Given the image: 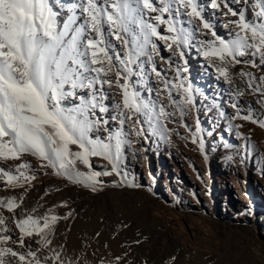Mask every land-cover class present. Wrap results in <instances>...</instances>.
<instances>
[{
    "label": "rangeland",
    "instance_id": "1",
    "mask_svg": "<svg viewBox=\"0 0 264 264\" xmlns=\"http://www.w3.org/2000/svg\"><path fill=\"white\" fill-rule=\"evenodd\" d=\"M226 2L234 11H243L246 19L255 20L256 0ZM153 3L161 6L159 0ZM193 3L200 17L187 16L191 8L163 16L192 33L187 45L172 44L169 49L171 40L153 37L158 53L148 45L146 54L130 65L131 73L121 69L129 91L150 106L144 114H132L131 121L119 115L127 111L116 107L122 105L123 90L115 84L116 69L109 74L113 85H104L109 111L97 110L90 117L108 123L89 135L114 146L109 136L122 132L120 154L117 157L113 147L111 161L95 156L90 157L91 168L76 164L79 172L109 175L99 176L94 184L74 182L31 153L19 159L0 158V168L19 177L10 185L0 173V201H4L0 216L5 221L0 237H11L0 248L23 254L31 250L41 264H264V64L259 55L238 57L240 63H228L230 57L223 63L217 56L206 57L205 51L212 47L209 42L215 41L211 33L226 41L234 39L239 29L233 21L239 17L232 16L222 0H217L218 8L211 7V0ZM69 14L58 15L62 24ZM159 14L149 12L144 19L157 25L161 35H174L167 24L152 19ZM76 22L73 27L83 19ZM205 22L209 29L203 28ZM105 35L109 54L119 52L123 58L128 49L109 34L106 25ZM113 63L121 67L115 57ZM221 67L227 68L228 78L218 71ZM173 85H190L192 103H185L187 94ZM77 95L86 93L77 90ZM62 103L72 107L79 100L68 98ZM161 107L169 115L157 120ZM119 119H125L123 126ZM140 128L143 133L137 135ZM70 148L79 150L75 145ZM22 164L28 167L19 168ZM21 172L27 179L20 177ZM10 199L18 205L12 211L6 206ZM29 215L41 226L43 217H49L44 236L50 244L34 232L24 236V246L20 245L17 221ZM0 258L5 264H19L18 257L10 254Z\"/></svg>",
    "mask_w": 264,
    "mask_h": 264
},
{
    "label": "snow or ice",
    "instance_id": "2",
    "mask_svg": "<svg viewBox=\"0 0 264 264\" xmlns=\"http://www.w3.org/2000/svg\"><path fill=\"white\" fill-rule=\"evenodd\" d=\"M222 2L232 16L239 17L233 21L239 31L230 41L217 36L213 31L211 34L218 41V46H215V41L209 42L211 51H205L204 55L217 56L222 63L226 57L231 58L228 63H240L238 57L259 55L260 63L264 64V0H256L252 6L254 10L259 9L255 11V20L246 19L243 11L237 12L228 7L226 0ZM234 2L240 3L241 0ZM243 2L248 3V0ZM159 4L161 6L156 7L153 0H103V4L98 3V0H85L80 5L83 22L73 27L77 19L73 14L60 27L53 0H0V158L19 159L21 154L31 153L47 160L50 166L57 168V174L68 176L74 182L94 184L98 182L99 176L109 175V172L82 173L76 170L77 161L91 168L90 157L99 156L111 161L113 147L115 155L118 157L120 154L124 142L122 132L118 131L109 136V141L115 140L114 146L89 135L101 123H108L107 120L90 117L95 116L97 110L100 113L109 111L104 103L107 99L104 85L109 88L113 85V80L108 78L109 74L116 69L115 84L123 90L122 105L117 104L116 107L127 111H121L119 115L131 121L132 114H144V110L150 106L136 92L129 91V84L122 75V70L131 73L130 65L146 54L148 45H151L153 53H158L153 37L164 41L171 40L169 49L172 44L179 47L189 43L192 33L177 28L175 23L178 21L174 23L172 19H163L165 13L171 17L173 11L179 15L181 8H191L187 16L201 15L193 0H159ZM172 4L177 7L173 9ZM211 7H219L217 0H211ZM144 10L160 13L152 19L160 24H167V31L174 35H161L157 25L143 18ZM105 25L109 34L128 49L123 58L119 52L109 54ZM203 28L209 29L210 25L205 22ZM180 55L183 56V51ZM114 57L120 68L113 63ZM148 58L152 59V56L149 55ZM252 65L256 66V62L252 61ZM153 71H156L155 67ZM218 71L228 78L226 67H221ZM157 75L160 73L157 72ZM241 75L250 76L246 73ZM121 79L125 83L121 84ZM261 79L264 80V77ZM173 87L183 88L187 94L184 102L192 103L190 85ZM77 90L84 91L86 95L78 96ZM169 95L171 96L170 93ZM68 98L78 99L79 103L66 107L62 102ZM167 115L169 114L161 107L156 119ZM242 118L251 119L250 116ZM111 119L116 120L118 117L112 116ZM119 123L123 126L125 119H119ZM133 127L135 128V123ZM261 127H264V122H261ZM142 133V128L137 129V135ZM71 145L79 150L72 151ZM27 167V164L19 166ZM115 170L113 165V171ZM0 173L7 177L10 185L19 180V177L10 175L2 168ZM20 177L27 179L23 172ZM93 190L95 191V187ZM3 204L4 201H0V205ZM6 206L9 211L18 207L15 200L11 199ZM56 220V216H51L52 222ZM43 221L41 226L39 220L31 215L17 221L16 226L22 233L19 240L21 246H24V236H31L34 232L42 236L45 245L51 243L44 236L45 229L50 227L49 217H43ZM4 223V218L0 216V225ZM10 239L8 235L0 237V244ZM8 254L18 257L19 264H41L37 253L31 250L23 254L12 248H0V257ZM28 257L32 260H28ZM0 264H5L2 258Z\"/></svg>",
    "mask_w": 264,
    "mask_h": 264
},
{
    "label": "bare ground",
    "instance_id": "3",
    "mask_svg": "<svg viewBox=\"0 0 264 264\" xmlns=\"http://www.w3.org/2000/svg\"><path fill=\"white\" fill-rule=\"evenodd\" d=\"M100 1L101 2H99V3L103 4V0H100ZM53 3H54V11H56L58 13V15L61 14V12L63 13V11L70 13L69 16L66 18L65 22H67L69 20V18L73 16V14H75L77 19H79V20L83 19L82 10H81L80 5L85 3V0H53ZM133 6L135 7V5H133ZM140 7H142V5H140ZM109 8H110V6H109ZM148 14H149V11L144 10L143 18L148 17L149 16ZM60 18H61V16H60ZM60 18L57 17V21H58V25L60 27H62L63 24H62V20ZM235 187H238V185H235Z\"/></svg>",
    "mask_w": 264,
    "mask_h": 264
}]
</instances>
